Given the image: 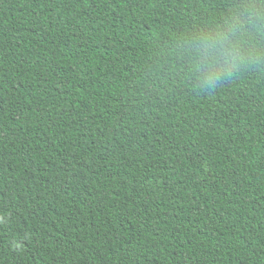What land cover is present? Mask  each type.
Returning a JSON list of instances; mask_svg holds the SVG:
<instances>
[{"label": "trees", "instance_id": "16d2710c", "mask_svg": "<svg viewBox=\"0 0 264 264\" xmlns=\"http://www.w3.org/2000/svg\"><path fill=\"white\" fill-rule=\"evenodd\" d=\"M0 264H264V0H0Z\"/></svg>", "mask_w": 264, "mask_h": 264}, {"label": "clouds", "instance_id": "9594fccd", "mask_svg": "<svg viewBox=\"0 0 264 264\" xmlns=\"http://www.w3.org/2000/svg\"><path fill=\"white\" fill-rule=\"evenodd\" d=\"M243 23L239 19L229 22L216 34L205 35L197 39V66L206 81L214 83L222 74H228L239 59L236 49L242 39Z\"/></svg>", "mask_w": 264, "mask_h": 264}]
</instances>
